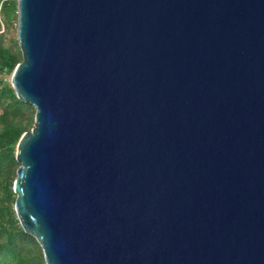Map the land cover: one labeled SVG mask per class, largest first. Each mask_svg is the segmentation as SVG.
<instances>
[{
    "label": "water",
    "instance_id": "95a60500",
    "mask_svg": "<svg viewBox=\"0 0 264 264\" xmlns=\"http://www.w3.org/2000/svg\"><path fill=\"white\" fill-rule=\"evenodd\" d=\"M17 34L46 264H264V0H18Z\"/></svg>",
    "mask_w": 264,
    "mask_h": 264
},
{
    "label": "trees",
    "instance_id": "16d2710c",
    "mask_svg": "<svg viewBox=\"0 0 264 264\" xmlns=\"http://www.w3.org/2000/svg\"><path fill=\"white\" fill-rule=\"evenodd\" d=\"M18 0H0V264H46L37 240L25 233L15 212L17 146L34 122V107L17 98L7 77L23 60L16 39ZM3 28V29H2Z\"/></svg>",
    "mask_w": 264,
    "mask_h": 264
},
{
    "label": "rangeland",
    "instance_id": "374dc122",
    "mask_svg": "<svg viewBox=\"0 0 264 264\" xmlns=\"http://www.w3.org/2000/svg\"><path fill=\"white\" fill-rule=\"evenodd\" d=\"M3 29V28H2ZM10 37H14L15 39H16V42H17V44H18V34H17V30H16V34H11V35H9ZM18 46H19V44H18ZM7 79V81H10L11 82V76H9V77H7L6 78ZM35 115H36V113H34V122H33V125H32V127H34V125H35Z\"/></svg>",
    "mask_w": 264,
    "mask_h": 264
}]
</instances>
